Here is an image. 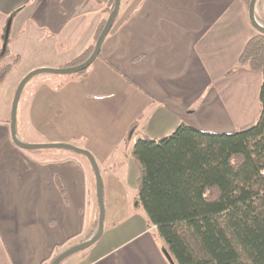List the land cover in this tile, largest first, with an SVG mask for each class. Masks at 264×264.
<instances>
[{"label":"crops","instance_id":"crops-1","mask_svg":"<svg viewBox=\"0 0 264 264\" xmlns=\"http://www.w3.org/2000/svg\"><path fill=\"white\" fill-rule=\"evenodd\" d=\"M112 2L0 0V43L9 38L10 55L20 59L0 85V264H45L98 231L88 158L63 148L25 150L12 141L10 122L21 80L38 68L70 67L92 45ZM255 16L264 26V0ZM256 33L243 0H122L86 75L36 76L25 94L27 83L19 140L87 150L103 179L104 232L61 264H178L136 205L141 172L132 148L181 124L233 133L257 121L262 73L228 75Z\"/></svg>","mask_w":264,"mask_h":264},{"label":"trees","instance_id":"trees-1","mask_svg":"<svg viewBox=\"0 0 264 264\" xmlns=\"http://www.w3.org/2000/svg\"><path fill=\"white\" fill-rule=\"evenodd\" d=\"M250 1L243 0L247 9ZM114 5L105 8L92 45L71 66L90 58ZM10 44L3 38L0 85L20 62ZM240 68L263 75L257 121L233 133L181 124L166 137L137 140L131 151L141 172L136 205L178 264H264V34L258 30L228 75ZM136 131L134 123L124 145Z\"/></svg>","mask_w":264,"mask_h":264},{"label":"water","instance_id":"water-1","mask_svg":"<svg viewBox=\"0 0 264 264\" xmlns=\"http://www.w3.org/2000/svg\"><path fill=\"white\" fill-rule=\"evenodd\" d=\"M122 0H115V5L114 9L110 13L106 24L97 39L96 45L94 52L90 56L88 60L85 62L76 65V66H70V67H65V68H38L35 69L31 72H29L19 83L13 103H12V108H11V122H10V130H11V137L12 141L14 144L17 146L25 149V150H36V149H48V148H63L67 150H71L73 152L82 154L88 158L90 161L92 168L94 170L95 178H96V191H97V200H98V205H99V226H98V231L97 233L91 238L90 240L83 242L81 244L75 245L62 253H60L50 264H60L64 259H66L68 256L77 253L79 251H82L86 248H89L93 244H95L102 236L104 232V222H105V214H106V208H105V203H104V195H103V179L102 175L99 169V166L97 164L96 159L94 156L87 150L69 145V144H63V143H55V144H26L23 143L22 141L19 140L17 137V112H18V105L19 101L22 95V92L27 85V83L34 78L35 76L43 73H48V74H56V75H73L76 73H80L88 69L94 61L99 57L102 45L111 31L114 22L119 14L120 7H121ZM257 0H251L249 7H248V14H249V20L252 24V26L258 30L259 32L264 34V26L261 25L255 16V6H256Z\"/></svg>","mask_w":264,"mask_h":264},{"label":"rangeland","instance_id":"rangeland-1","mask_svg":"<svg viewBox=\"0 0 264 264\" xmlns=\"http://www.w3.org/2000/svg\"><path fill=\"white\" fill-rule=\"evenodd\" d=\"M113 3H114V0H113V2H112V5H113ZM111 5V6H112ZM113 9H114V7H113ZM110 15V14H109ZM109 17V16H108ZM97 42V41H96ZM1 44L2 43H0V47H1ZM37 76H46L45 78H54V77H50V76H69V75H56V74H52V75H49L48 73H43V74H39V75H37ZM37 80L38 79H36V76H35V78H32L30 81H29V83H28V85L26 86V89H25V94H27V92L28 91H30L32 88H33V85L35 84V82H37ZM24 98V97H23ZM27 144H30V143H27ZM40 150V151H39ZM42 150V151H41ZM43 150H49V149H36V150H33V151H31V152H34V153H36V152H43ZM37 154V153H36Z\"/></svg>","mask_w":264,"mask_h":264}]
</instances>
